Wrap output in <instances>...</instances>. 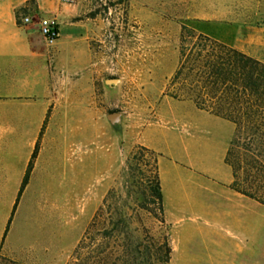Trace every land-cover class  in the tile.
I'll return each mask as SVG.
<instances>
[{"label": "rangeland", "instance_id": "374dc122", "mask_svg": "<svg viewBox=\"0 0 264 264\" xmlns=\"http://www.w3.org/2000/svg\"><path fill=\"white\" fill-rule=\"evenodd\" d=\"M61 2L77 33L43 88L0 83V264H122L137 238L143 264H264V214L188 177L214 180L234 127L171 97L192 33L264 63V0Z\"/></svg>", "mask_w": 264, "mask_h": 264}, {"label": "trees", "instance_id": "16d2710c", "mask_svg": "<svg viewBox=\"0 0 264 264\" xmlns=\"http://www.w3.org/2000/svg\"><path fill=\"white\" fill-rule=\"evenodd\" d=\"M187 40L171 81V88L178 85L171 97L190 101L197 110L234 127L224 157L232 174L230 188L264 206V63L203 34L192 33ZM148 199L162 212L158 184L143 190L136 206L148 212ZM126 246L116 251L113 262L143 264L141 240Z\"/></svg>", "mask_w": 264, "mask_h": 264}, {"label": "crops", "instance_id": "0c3cea01", "mask_svg": "<svg viewBox=\"0 0 264 264\" xmlns=\"http://www.w3.org/2000/svg\"><path fill=\"white\" fill-rule=\"evenodd\" d=\"M69 11L68 4L61 0H0V83L36 82L43 88L48 76V61L55 57V50L45 43L35 24H18V13L52 15L57 20L60 16L65 23L60 25L57 21L58 41H70L75 37L77 28L67 23L72 15ZM228 168L223 159L216 170L219 174L212 176L214 180L192 172L188 177L201 190L226 203L263 215V209L258 207L262 205L230 188L232 174Z\"/></svg>", "mask_w": 264, "mask_h": 264}, {"label": "built area", "instance_id": "2783aa9c", "mask_svg": "<svg viewBox=\"0 0 264 264\" xmlns=\"http://www.w3.org/2000/svg\"><path fill=\"white\" fill-rule=\"evenodd\" d=\"M18 24L21 26H28L35 24L39 34L44 39L48 46H52L58 39V23L55 16L40 15L36 16L32 13L22 12L17 16Z\"/></svg>", "mask_w": 264, "mask_h": 264}, {"label": "water", "instance_id": "95a60500", "mask_svg": "<svg viewBox=\"0 0 264 264\" xmlns=\"http://www.w3.org/2000/svg\"><path fill=\"white\" fill-rule=\"evenodd\" d=\"M109 83L116 84L117 83V80H111V81H109ZM112 119H114V117H112Z\"/></svg>", "mask_w": 264, "mask_h": 264}]
</instances>
